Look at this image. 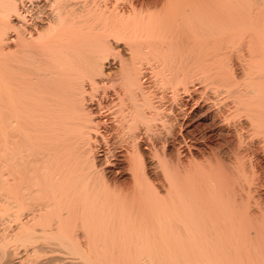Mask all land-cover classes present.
Instances as JSON below:
<instances>
[{
    "label": "bare ground",
    "instance_id": "1",
    "mask_svg": "<svg viewBox=\"0 0 264 264\" xmlns=\"http://www.w3.org/2000/svg\"><path fill=\"white\" fill-rule=\"evenodd\" d=\"M0 205V264H264V0H0Z\"/></svg>",
    "mask_w": 264,
    "mask_h": 264
},
{
    "label": "rangeland",
    "instance_id": "2",
    "mask_svg": "<svg viewBox=\"0 0 264 264\" xmlns=\"http://www.w3.org/2000/svg\"><path fill=\"white\" fill-rule=\"evenodd\" d=\"M146 1L152 3L154 0H146ZM148 50H151V49L149 48ZM146 51H147V50H146ZM112 52H113V53H112ZM149 52H150V51H149ZM149 52H147V53H149ZM114 53H115V54H114ZM119 53H120L119 51H118V53H117V50H115V51H112V50H111L110 54H111L112 56L109 54V56H108L109 58H108V57L103 58V63H105V64H104L105 67H107V66H111V65L114 64V65H117V66H115V67L120 66V68H119V67H118V68L121 69V64H120V61H121V59H120V55H121V53H120V55H119ZM145 53H146V52H145ZM145 53H144V54H145ZM147 53H146V54H147ZM146 54H145V55H146ZM148 56H149V55H148ZM150 57H151V56H150ZM106 58H107L108 60H107ZM172 58L174 59V57H172ZM172 58H171V57H170V59L167 58L166 61H168V60H172ZM139 61H140V60H139ZM139 61L135 64V68L137 69V67H138V69H140V70L143 68V70H146L148 73H149V71H150V73H152V71H155V73L153 72L154 75H155V77H156V76H157V77H158V76H161V78H159V77H158L159 79L157 78L158 82L161 81L160 79H162L163 76H165V77H163V78H166V77L169 76V75L166 76V75H167V72H169L168 70H170L172 73L174 72V70L171 69V65H172V67H173V66L175 67V65H174L175 63L173 62L174 60H172V62H171V61H168V66L166 65L167 68H166V66H164L165 64H163L162 62H160V64H159V63L155 64L156 62L153 60L155 63H154L153 61H150V63H152V64H151L152 66H150V64H149V62H147V60H145L144 63H143L144 60H141V61H140V62H142L141 64H140ZM118 62H119V63H118ZM146 62L149 64V68H150V69H149L148 67H146V66H148V64H147ZM169 62H170V63H169ZM165 63L167 64V62H165ZM172 63H173V64H172ZM108 64H109V65H108ZM119 64H120V65H119ZM169 64H171L170 67H169ZM137 65H138V66H137ZM141 65H142V66H141ZM158 65H159V66H158ZM125 66H126V65L124 64V66H122V67H125ZM143 66H144V67H143ZM139 67H140V68H139ZM141 67H142V68H141ZM151 67H152L153 69H152ZM164 67H165L166 69H165ZM147 68H148V69H147ZM151 69H152V70H151ZM159 69H160V70H159ZM161 69H162V71H161ZM164 69H165V70H164ZM105 70H106V69H105ZM143 70H142V71H143ZM156 70H157V71H156ZM158 71H159L160 73H159ZM163 71H164L163 74L166 73L165 75L162 74ZM166 71H167V72H166ZM107 72H109V70H106L105 74H103L102 76L106 75ZM116 72H118V73H117V75L119 74L118 76H120V74L122 73L120 70H114V72L111 71L110 74H113V73H116ZM171 72H169V73H171ZM153 73H152V74H153ZM157 73H158L159 75H158ZM169 73H168V74H169ZM159 80H160V81H159ZM1 206H2V205H0V208L2 209ZM5 207H6V206H4V208H3L4 210H3V209H2V211L0 210V229H1V230H0V231H1V232H0V238L7 237V238L9 239V238H10V235H11V231H12V233H13V230H12V229H15L16 222H14L13 217H11V214H12V212H13V211H10L11 208L9 209V207H8V208L5 209ZM7 209H8V210H7ZM9 211H10V212H9ZM10 213H11V214H10ZM6 215H7V216H6ZM9 215H10V216H9ZM3 217H4V218H3ZM2 220H3V221H2ZM9 222H10V224H9ZM6 223H7V225H6ZM13 223H14V224H13ZM10 225H11V226H10ZM5 234H6L7 236H6ZM11 239H12V238H11ZM12 240H13V239H12ZM12 243H14V242H12ZM11 245H12V244H11ZM14 246H16L15 243H14L10 248H11L12 251H14V250H15L14 248L17 247L16 250L14 251V252L17 253V254H15V253L13 252V253H12V257H13V258L11 257V259H12L14 262H17V264H37L38 262H42V263H43L44 261L46 262V258H47V257L52 256V254H50V253L48 252V253H45V254L43 253L44 255H42V254H38V255H23V256H25V257H22L21 255L19 256V250H18L19 245H17L16 247H14ZM55 253H56V254H53V255H60V256H62V257H64V255H65V254H63V253H59V252H58V253L55 252ZM14 254H15V255H18V256H15ZM48 254H49V256H48ZM13 255H14V256H13ZM46 255H47V256H46ZM26 256H28V257H26ZM44 256H45V257H44ZM67 256H68V255H67ZM21 257H22V258H21ZM68 257H69V256H68ZM68 257H67V258H68ZM20 258H21V259H20ZM37 258H38V259H37ZM64 258H66V255H65ZM18 261H19V262H18ZM45 262H44V263H45ZM42 263H41V264H42ZM57 263H58V264H62L63 262H59V261L56 262V263L53 262V264H57ZM39 264H40V263H39ZM49 264H51V263H49Z\"/></svg>",
    "mask_w": 264,
    "mask_h": 264
}]
</instances>
